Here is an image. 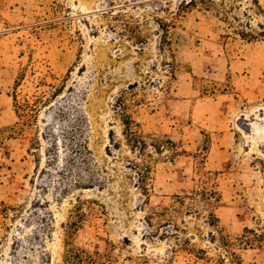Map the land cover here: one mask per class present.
I'll use <instances>...</instances> for the list:
<instances>
[{
  "label": "rangeland",
  "instance_id": "374dc122",
  "mask_svg": "<svg viewBox=\"0 0 264 264\" xmlns=\"http://www.w3.org/2000/svg\"><path fill=\"white\" fill-rule=\"evenodd\" d=\"M0 132V264H264V0H0Z\"/></svg>",
  "mask_w": 264,
  "mask_h": 264
},
{
  "label": "trees",
  "instance_id": "16d2710c",
  "mask_svg": "<svg viewBox=\"0 0 264 264\" xmlns=\"http://www.w3.org/2000/svg\"><path fill=\"white\" fill-rule=\"evenodd\" d=\"M35 107L33 104H31L27 99H24L23 103L17 104V110L19 111V115L23 119H28L29 116L32 115V113L35 111ZM123 116V124L125 125L124 135L126 136V140L128 144L131 146L132 150L136 148H140V152L142 155H144L145 148H146V140L143 136V134L139 131V127L137 123L132 119L131 115L128 114L125 110L121 112ZM23 120V125H24ZM78 130H69L67 131V134H69L70 140L73 141L72 146L70 147V157L69 160L66 161V157L63 158L64 161L67 163H70L74 165L77 158L74 156L80 155V157L84 158V150L82 148V145L78 142H75L76 133ZM73 137V138H72ZM0 138H1V132H0ZM155 149H159L157 146L158 144L156 142H153L151 144ZM83 161H85L83 159ZM62 169V166L60 170ZM92 169V167H91ZM132 169L138 174V182L139 187L142 190L143 194L146 196L149 194V185H150V167L149 165L139 164L138 162L133 163ZM72 169L70 168V172ZM77 178L75 179V183H80L82 180V177L79 174H76ZM101 176L98 175V173L95 170H91V179L96 180H102L100 178ZM65 184L64 188L62 189L61 193L66 194L69 191V187ZM216 192L211 191L210 195L215 194ZM206 195V194H204ZM90 202V201H87ZM96 201L91 200V203H94ZM167 210V207H159V208H153L152 215L153 216H162L163 213ZM86 216V213L82 210V208L77 207V211L73 216V220L68 224L69 230H68V241L66 242V256H65V262L67 264H106L105 261L107 257H109L107 254H104L100 251H92L87 248H81L76 246L73 241V236L76 233V231L81 227V223L83 222L84 217ZM148 224L152 223L151 219L147 220ZM50 224L48 223V226L46 228H50ZM109 260V259H108Z\"/></svg>",
  "mask_w": 264,
  "mask_h": 264
}]
</instances>
